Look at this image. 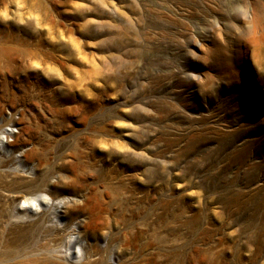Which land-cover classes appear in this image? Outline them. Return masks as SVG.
<instances>
[{"label":"rangeland","instance_id":"374dc122","mask_svg":"<svg viewBox=\"0 0 264 264\" xmlns=\"http://www.w3.org/2000/svg\"><path fill=\"white\" fill-rule=\"evenodd\" d=\"M6 128L43 138L38 184L83 157L55 188L96 248L4 250L43 211L0 172V264H264V0H0Z\"/></svg>","mask_w":264,"mask_h":264},{"label":"bare ground","instance_id":"6f19581e","mask_svg":"<svg viewBox=\"0 0 264 264\" xmlns=\"http://www.w3.org/2000/svg\"><path fill=\"white\" fill-rule=\"evenodd\" d=\"M27 129L40 131L39 128H35L32 124H28ZM12 134V129H0V172H14L18 178L11 183L7 196L11 194L18 195L16 207L17 212H21L22 215L37 213L40 210L43 211V214L33 222L23 220L20 217V220L13 224V228L18 233L17 238L6 243L4 250H13L10 247L19 246L16 243L21 242L20 238H24L33 230L41 234L45 238V242L38 246L26 247V250L63 249V253H66L71 258H75V256L82 253H92L96 246L84 232L87 223L82 226L77 221L80 211H83L87 206V201L73 205L72 209L75 213L70 215L68 212L62 211L65 202L68 200L63 195L65 190H57L55 188L56 184H62L68 178L73 185L80 182L82 166L79 161L82 162L83 157L80 156V158L72 154V160L71 158L70 160H65L64 165L69 166L70 169L73 165V169L68 170V168L66 169L62 166L55 171L54 175L57 176V180H54L53 184L45 185L47 176L40 177L39 179L42 183L38 184L31 179L28 180L23 177L25 174H32L33 166L36 164L46 163L47 158L42 154V150L46 146L44 140H42L43 138L37 136V139L28 138L21 141L20 137L16 136L10 143L8 139L11 138ZM27 143L33 144L34 147L32 145L31 149H26L25 144ZM49 214H53L58 220L63 221V226L61 228L57 226L44 227V216Z\"/></svg>","mask_w":264,"mask_h":264}]
</instances>
